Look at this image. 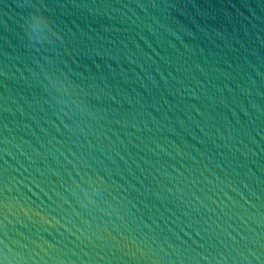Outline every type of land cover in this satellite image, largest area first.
<instances>
[{"label": "water", "instance_id": "95a60500", "mask_svg": "<svg viewBox=\"0 0 264 264\" xmlns=\"http://www.w3.org/2000/svg\"><path fill=\"white\" fill-rule=\"evenodd\" d=\"M28 3L0 0V259L264 262V0H44L47 51Z\"/></svg>", "mask_w": 264, "mask_h": 264}, {"label": "clouds", "instance_id": "9594fccd", "mask_svg": "<svg viewBox=\"0 0 264 264\" xmlns=\"http://www.w3.org/2000/svg\"><path fill=\"white\" fill-rule=\"evenodd\" d=\"M28 14L24 18L23 28L30 44L37 50L47 51L49 48H55L63 44V36L58 33L49 18L48 8L44 0H29ZM49 64L52 60H47ZM44 79L47 81V88L51 91L55 89V82L58 80L54 72L45 71ZM254 259L259 260L261 257L254 255ZM0 264H11L7 253L0 259Z\"/></svg>", "mask_w": 264, "mask_h": 264}, {"label": "snow or ice", "instance_id": "6c2138e0", "mask_svg": "<svg viewBox=\"0 0 264 264\" xmlns=\"http://www.w3.org/2000/svg\"><path fill=\"white\" fill-rule=\"evenodd\" d=\"M0 243H3V241H0Z\"/></svg>", "mask_w": 264, "mask_h": 264}]
</instances>
